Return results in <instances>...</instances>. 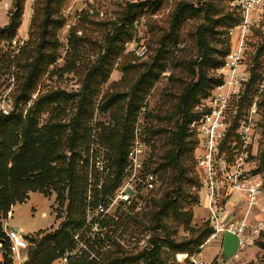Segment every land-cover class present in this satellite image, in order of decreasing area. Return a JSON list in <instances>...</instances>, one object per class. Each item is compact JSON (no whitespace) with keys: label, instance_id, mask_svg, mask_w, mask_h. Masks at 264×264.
I'll use <instances>...</instances> for the list:
<instances>
[{"label":"rangeland","instance_id":"rangeland-1","mask_svg":"<svg viewBox=\"0 0 264 264\" xmlns=\"http://www.w3.org/2000/svg\"><path fill=\"white\" fill-rule=\"evenodd\" d=\"M144 1L66 0L60 13L65 19V25L57 32L59 46L55 50L56 60L38 77L29 99L25 101L20 95L26 76L23 65L30 63L31 57L28 54L35 53L32 51L35 43L30 41L35 0H26L16 37L13 40H0V115L22 113L25 119L31 113L37 117L41 128L55 122L70 125L78 112L79 96L58 105L53 103L49 108L38 106L36 102L42 96L58 91L67 95L79 94L90 67L99 63L98 60L106 55L112 44H117L118 50L112 54L115 61L110 67L108 80L98 87V94L92 106L88 107H92L93 111L89 123L92 138L90 149L79 162L88 176L93 175V181L96 176L111 187L113 201L108 202L109 214L110 217L117 216V219L106 225L105 232L111 243L107 256L118 260L117 264H144L143 252L152 250L156 241L159 257L165 264H190L189 257H185L189 253H176L164 246L167 235L179 243L212 227L207 216L203 215L207 210L201 183L196 179L194 171L193 150L186 152L183 158L187 170L184 177H179L175 168L167 164V153L173 147L170 139L177 124L181 125V117L184 115L178 106L179 96L187 86L196 83L200 75L203 55L200 50L201 41H198L195 32L204 23V9L211 1L218 10L229 13L233 1L221 0L218 3L216 0H161L156 12L147 10L140 15L138 13L134 24L127 21L124 24L122 18L131 5ZM180 2H187L199 12L173 24V14ZM11 6L12 0H0V28L8 23ZM86 14L89 15L88 18ZM130 19L132 16L128 20ZM218 30L220 33L212 38L211 47L214 48L213 56L220 60L221 52L227 46L233 48L236 37L229 34L230 29L221 27ZM175 40L179 42L175 44ZM142 43L149 50L144 56H138L135 51ZM245 57L250 80L254 76L255 81L249 80L239 99H234L231 103L229 139L234 137L236 128L249 114L258 97L255 131L262 136L261 154L264 142V86H261L264 74V8L258 12L254 35L247 39ZM155 60L157 65L165 66L164 71L145 96L135 116L127 115V96L120 104L102 109L107 98L128 93L139 74L146 72L155 64ZM131 66H137L139 70ZM202 67L207 78L217 76V70L212 64H207V68ZM159 69L156 67L155 70ZM198 103L199 100L193 107L194 115L197 113ZM38 108L42 110L40 113H37ZM125 121H129L132 129L129 151L135 148L137 140L141 144L138 152L139 165L129 162L127 154L123 171L117 175L118 171L115 170L109 150L100 135L103 131L123 125ZM18 141L20 146L21 141ZM227 141L221 149L223 152L228 151ZM92 147L97 149V154L103 156L112 177L106 178L105 174L91 171ZM67 154L70 155L68 152ZM260 158L259 156L261 162ZM150 175L153 177L152 183H149ZM66 206L67 203L60 207L54 191L48 195L37 191L25 203L11 206L7 214L0 218V225L2 230L5 226L11 229L18 227L26 236L39 240L44 234L30 233L41 228L46 233L61 229L68 221ZM12 208L13 214L9 217ZM42 211L47 213V217L45 214V218L41 216ZM257 238L254 245H250L240 257H233V260L239 261L232 264H264V238ZM207 239L203 240L201 246ZM256 240H261L262 243L256 245ZM213 247L214 243L209 244L203 254L212 257ZM223 257L220 255L214 260L221 262Z\"/></svg>","mask_w":264,"mask_h":264},{"label":"trees","instance_id":"trees-1","mask_svg":"<svg viewBox=\"0 0 264 264\" xmlns=\"http://www.w3.org/2000/svg\"><path fill=\"white\" fill-rule=\"evenodd\" d=\"M65 1L35 0L34 18L30 33V41L32 44L35 43V46L32 47V51L35 53L28 54L31 57L30 63L23 65L26 76L20 94L25 101L29 99L38 77L56 60L55 50L59 46L57 32L65 25V19L60 14ZM220 1L216 0L218 3ZM25 3L26 0H12L9 21L0 28V40H13L16 37L22 23ZM160 5L161 0H145L139 4H133L126 11L122 20L124 24L127 21L132 25L137 20L138 13L140 15L142 12H147V10L156 12ZM195 12H199V10L194 9L187 2H180L173 14V24L180 23ZM130 16H132V19L128 20ZM214 16H217V18H214ZM88 17L89 15L86 14V18ZM239 21L240 17L234 10L231 9L229 13H224L209 1L204 9V23L196 29L195 35L198 41H201L200 50L203 55V61L200 64V75L198 81L187 86L184 93L179 96L178 106L184 115L181 117V125L177 124L176 131L170 139L173 147L167 153V164L175 168L179 177H184L187 172L183 162L186 152L194 151L197 143V139L189 131V123L197 114L194 115L193 107L198 100L200 102L202 98L207 97L211 89L221 81L218 76L207 78L202 66L207 68V64H212V67L218 70L223 65L226 55L231 51L230 47L227 46L221 52L222 56L218 60L213 56L212 38L220 33L219 28L231 29L237 26ZM130 39L131 37L127 40ZM227 40L229 41V39ZM30 41L28 44H30ZM178 42L179 40H175L174 43ZM117 50V44H112L106 55L98 60L99 63L90 67L85 77V84L79 94L67 95L58 91L46 94L36 102L38 106L49 108L53 103L58 105L79 96L78 112L70 125L55 122L48 123L41 128L38 126L37 117L31 113L25 119L22 117V113L0 115V218L5 216L14 204L26 202L31 192L40 191L48 195L54 191L57 194L60 207H64L67 203L68 221L61 229L49 233L39 230L36 233L44 234L39 240L27 236L32 246L30 245L28 249V259L25 264H52L59 256L58 250L72 246L73 230L84 223L83 213L89 188V176L79 162L84 158V153L90 149L92 138V127L89 126V123L93 111L92 107H88L92 106L93 100L98 94V87L107 82L110 67L115 61L112 54ZM18 63L19 66L20 62L18 61ZM131 67L139 70L137 66ZM156 67L160 69L155 70ZM164 67L162 64L157 65V60H155V64L151 65L146 72L139 74L138 79L128 93L107 98L102 109L120 104L127 96L129 98L127 115L135 116L145 96L164 71ZM253 78L250 81H255ZM36 110L37 113L42 111L41 108ZM68 129L69 133H67ZM100 136L109 150V157L115 170L118 171L117 175H120L132 140V129L129 121H125L123 125L114 127L111 130L103 131ZM18 140L21 141L20 146H18ZM15 147L17 148L13 150ZM260 157L259 171L264 173V142ZM194 171L196 172V179L199 181L195 168ZM94 179V185H97L99 179L96 176ZM92 192L94 203H97L100 192L111 193V187L109 184L103 183L101 190L94 187ZM72 226L75 227L71 228ZM212 233V228L202 230L196 237L189 240L183 239L179 243L167 235L164 246L173 252L189 253L188 255L191 256L200 252L199 247L203 240L207 239ZM262 237L264 238V236ZM260 241L256 240L255 244L260 245L262 243ZM0 242L5 247L7 237L1 225ZM154 244L152 250L143 252L144 264H165L159 257L158 243L155 241ZM262 246L264 245L262 244ZM109 257L110 255L101 261L87 264H117L118 260ZM0 264H9V261L5 260L4 263Z\"/></svg>","mask_w":264,"mask_h":264},{"label":"built area","instance_id":"built-area-1","mask_svg":"<svg viewBox=\"0 0 264 264\" xmlns=\"http://www.w3.org/2000/svg\"><path fill=\"white\" fill-rule=\"evenodd\" d=\"M263 8L264 0H235L231 3V9L240 17L239 24L229 30V34L236 37L234 46L217 70L221 81L211 89L207 97L200 100L197 114L189 123V131L197 139L193 151L195 169L205 198L207 219L213 229L205 243L222 237L226 230L234 232L240 238L239 249L233 256L223 257L221 262L214 260L210 264H232L233 257H240L253 244L264 226V216L262 221L254 225L248 222L252 208L259 205L264 207V173L258 167L262 136L255 131L258 97L255 98L249 114L236 128L234 137L229 139L231 103L234 99H239L250 80L245 57L247 39L254 35L257 15ZM147 52L148 48L144 43L135 51L138 56H144ZM261 86H264V74ZM226 141L228 151L223 152L221 149ZM140 147V141L137 140L135 148L128 153L129 162L135 165H139ZM96 151L95 147L90 150L91 171L105 174L106 178L112 177L103 156ZM91 175L84 223L73 230L72 246L58 250L57 261L60 264H87L101 261L109 254L111 243L105 231L106 225L117 219V216L110 217L109 214L108 202H112L113 198L111 193L100 192L98 202L94 203L93 188L101 190L104 182L101 178V182L94 185ZM152 179L150 175L149 183H152ZM233 192L244 194L246 213L244 218L226 225L223 217ZM4 232L7 243L4 247L0 242V263L8 260L9 264H25L31 245L27 236L7 226ZM203 246L204 244L200 249ZM185 257H189L190 264H208L199 258L198 253Z\"/></svg>","mask_w":264,"mask_h":264},{"label":"crops","instance_id":"crops-1","mask_svg":"<svg viewBox=\"0 0 264 264\" xmlns=\"http://www.w3.org/2000/svg\"><path fill=\"white\" fill-rule=\"evenodd\" d=\"M32 193H36V192H31L29 197L31 196ZM38 194L42 195L40 193H38ZM42 196H44V195H42ZM244 201H245V196H244L243 193H241V192H233L231 194L227 209H226L224 217H223L224 224L227 225L233 220H240V219L245 217L246 207H245V202ZM33 205H36V204L33 203ZM13 208L11 210V215L13 214ZM263 209H264V207L261 206V205L252 208L251 213H250V215L248 217V222L251 225H254L257 222L262 221L263 216H264V210ZM44 214L46 215L45 217H47V213L45 211H42L41 216L44 217L43 216ZM203 215L207 216V211H206V213L203 212ZM13 229L15 230V227ZM43 229L44 228H41L40 230H43ZM17 230L21 231L20 228H18V227H17ZM34 233H36V232L30 233V234H34ZM259 236L260 237L264 236V226H263V229L261 230ZM255 239H258V238H255ZM222 240H223V236L222 237H217L214 240H211V241H209L207 243H204V246L201 248L200 252L198 253L199 258H201V260L204 261L205 263L210 264L212 261H214V259L218 258L220 255H223L222 254ZM211 243H214V247L211 248V251L213 252L214 255L212 257L205 256L203 254V250ZM252 245H254V241H253ZM236 261H239V260L235 259V260H233L232 263H234ZM52 264H60V263L57 260H55Z\"/></svg>","mask_w":264,"mask_h":264},{"label":"water","instance_id":"water-1","mask_svg":"<svg viewBox=\"0 0 264 264\" xmlns=\"http://www.w3.org/2000/svg\"><path fill=\"white\" fill-rule=\"evenodd\" d=\"M15 230L17 228L15 227ZM240 238L234 232L226 230L222 240V254L226 258L233 256L239 249Z\"/></svg>","mask_w":264,"mask_h":264}]
</instances>
